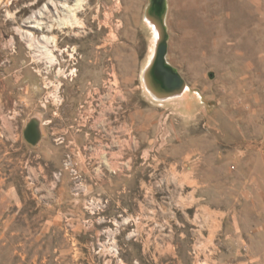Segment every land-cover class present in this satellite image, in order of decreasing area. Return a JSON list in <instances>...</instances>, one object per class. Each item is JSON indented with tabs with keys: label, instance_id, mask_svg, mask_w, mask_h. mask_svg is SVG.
I'll list each match as a JSON object with an SVG mask.
<instances>
[{
	"label": "rangeland",
	"instance_id": "374dc122",
	"mask_svg": "<svg viewBox=\"0 0 264 264\" xmlns=\"http://www.w3.org/2000/svg\"><path fill=\"white\" fill-rule=\"evenodd\" d=\"M149 3L1 0L0 264H214L215 233L264 219V0H165L186 85L169 97L144 78ZM68 7L76 22L57 25ZM53 110L73 118L71 160L51 140L66 127L40 123Z\"/></svg>",
	"mask_w": 264,
	"mask_h": 264
},
{
	"label": "water",
	"instance_id": "95a60500",
	"mask_svg": "<svg viewBox=\"0 0 264 264\" xmlns=\"http://www.w3.org/2000/svg\"><path fill=\"white\" fill-rule=\"evenodd\" d=\"M165 0H150L146 14L161 31V38L155 49L150 65L145 70L144 78L147 87L159 97H169L182 92L185 81L180 74L166 61V34L163 28Z\"/></svg>",
	"mask_w": 264,
	"mask_h": 264
},
{
	"label": "crops",
	"instance_id": "0c3cea01",
	"mask_svg": "<svg viewBox=\"0 0 264 264\" xmlns=\"http://www.w3.org/2000/svg\"><path fill=\"white\" fill-rule=\"evenodd\" d=\"M213 214L215 215L216 213L214 212ZM251 221L253 222V224H248L251 229H246L244 228L245 225L241 224L240 227H242V229L238 230L240 231L239 233L235 232V229H228V232H226V234H221L219 236L217 235L219 233H215L213 239L209 240L210 244L207 249L209 254L214 253L216 255V257L213 259V261L215 262L214 264H232V261L237 260L241 257L240 250H246L247 253L245 259L240 260L241 262L239 261L237 262V264L249 262L259 264V262H264V259L262 260V257H257L258 254L256 252L258 246L257 243H260V231L259 229L253 228V226H264V219L255 218ZM234 225L235 223L234 221H232L230 224V228H232ZM249 230H252V232H250ZM207 237H209V235L205 236V238ZM201 240L202 239L198 241L200 242ZM220 247L222 250H220ZM218 251L220 252V254H218ZM204 253L206 252L204 251Z\"/></svg>",
	"mask_w": 264,
	"mask_h": 264
},
{
	"label": "flooded vegetation",
	"instance_id": "af4514ba",
	"mask_svg": "<svg viewBox=\"0 0 264 264\" xmlns=\"http://www.w3.org/2000/svg\"><path fill=\"white\" fill-rule=\"evenodd\" d=\"M51 86V84L49 83V85L47 86V85H45V84H42V87L44 88V89H48L49 87ZM21 90L23 89V88H20ZM23 91V90H22ZM38 102H39V107L41 106L42 108H46V104L45 103H47L48 102V100L47 99H44L43 100V102L44 103H41V100H38ZM21 103V102H20ZM17 108V110H20V125H22V123L24 122V120H25V118L23 117V115H22V113L24 112V109H23V104H20V109L18 108V107H16ZM7 112H10V111H7ZM71 113V112H70ZM56 114H57V112H56V110L54 111H51L50 113H49V115H51V117L50 118H48L47 120H41V118L39 119L40 120V123L41 124H50V123H52V124H54L55 126H59V125H61V124H58V122H57V120H56V118H55V116H56ZM36 119H38V117L36 116L35 117V119H34V117H33V119L31 118H27L26 119V122L28 123V126H26V128L24 129V131L26 130V135H27V137H28V139H33L32 141H34L35 142V140H36V138H35V134H36V132L35 131H30L29 129H30V127L32 128V126L31 125H33L34 126V124H36L37 122H36ZM42 121V122H41ZM65 126H62L61 125V128L62 127H66L65 128V132L62 134V135H58V136H54V137H52L51 138V140L53 141V142H55V144L56 145H58V144H60V147H62V148H64V150L67 148H69L68 149V153H66L65 154V156L69 159V160H71V155H72V153H71V148H72V146H71V144H72V135H73V130H72V127H73V118H72V116H70V117H65V124H64ZM34 127H36V125L34 126ZM32 133H33V136H32ZM41 134H42V137H41V139L43 138V137H45L46 136V134H45V132L44 131H41ZM55 133L54 132H51V135H54ZM40 139V140H41ZM39 140V141H40ZM39 141H38V143H39ZM36 143H37V141H36ZM66 149V150H67ZM67 159H65V161H66Z\"/></svg>",
	"mask_w": 264,
	"mask_h": 264
},
{
	"label": "bare ground",
	"instance_id": "6f19581e",
	"mask_svg": "<svg viewBox=\"0 0 264 264\" xmlns=\"http://www.w3.org/2000/svg\"><path fill=\"white\" fill-rule=\"evenodd\" d=\"M0 3H1V0H0ZM77 7V6H76ZM75 7V8H76ZM67 8V7H66ZM64 9V8H63ZM64 10H66V9H64ZM72 16L74 17V9H72V8H70V7H68V11L66 12V14H64V16H63V18H58V19H56V23H57V25H64V24H73L72 22H76V19H74V21H72ZM152 20V19H151ZM153 21V20H152ZM40 25V23L38 22L37 24H36V26L35 27H38ZM108 25V24H107ZM78 36V35H77ZM83 36V35H82ZM84 37V36H83ZM82 39H84V38H82ZM51 41H52V44H53V47H54V49H58L57 48V45H56V37L55 36H52L51 37ZM51 43V42H50ZM37 45V44H36ZM39 47V46H38ZM44 48H46V54H47V58L49 59V63L51 64V63H56L57 62V60H58V58H57V55H55L54 54V52H53V50H51V49H49V48H47V47H45V46H43ZM74 49L75 48H73L72 50H71V53H68V56L70 57V58H72V59H74L75 58V56H74ZM73 61V60H72ZM70 75H72V76H77V74H76V70L75 69H72L71 71H70V73H69ZM186 86V85H185ZM185 88V87H184ZM184 90V89H183ZM183 92V91H182ZM181 92V93H182Z\"/></svg>",
	"mask_w": 264,
	"mask_h": 264
}]
</instances>
